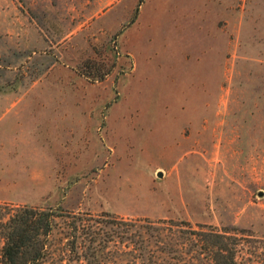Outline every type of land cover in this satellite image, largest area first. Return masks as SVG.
<instances>
[{"label": "rangeland", "instance_id": "obj_1", "mask_svg": "<svg viewBox=\"0 0 264 264\" xmlns=\"http://www.w3.org/2000/svg\"><path fill=\"white\" fill-rule=\"evenodd\" d=\"M23 206L70 214L47 264H83L73 216L98 264H214L194 232L226 230L253 264L264 0H0V217Z\"/></svg>", "mask_w": 264, "mask_h": 264}, {"label": "trees", "instance_id": "obj_2", "mask_svg": "<svg viewBox=\"0 0 264 264\" xmlns=\"http://www.w3.org/2000/svg\"><path fill=\"white\" fill-rule=\"evenodd\" d=\"M108 73L109 71L100 73L97 79L105 78ZM88 77L91 75L88 74ZM65 215L70 214L59 212L53 207L23 206L13 208L11 212H3L0 217V264H47L57 219ZM73 217L68 234V237H72L69 240V244L72 243L70 250L83 252L79 256L81 263L98 264L95 254L100 242L97 243L96 230L85 224L83 221L86 219L82 216ZM227 232H194L204 243L201 245L204 256L214 264H236L239 242L237 236ZM253 264H264V251L256 256Z\"/></svg>", "mask_w": 264, "mask_h": 264}, {"label": "crops", "instance_id": "obj_3", "mask_svg": "<svg viewBox=\"0 0 264 264\" xmlns=\"http://www.w3.org/2000/svg\"><path fill=\"white\" fill-rule=\"evenodd\" d=\"M242 23H243V22H242ZM240 24H241V22H240ZM248 28H249V26H247V29H248ZM251 29L254 30V31H257V30L259 31L260 27H258V29H256L255 26H252Z\"/></svg>", "mask_w": 264, "mask_h": 264}, {"label": "water", "instance_id": "obj_4", "mask_svg": "<svg viewBox=\"0 0 264 264\" xmlns=\"http://www.w3.org/2000/svg\"><path fill=\"white\" fill-rule=\"evenodd\" d=\"M163 175V173L162 172H159V176H162Z\"/></svg>", "mask_w": 264, "mask_h": 264}]
</instances>
